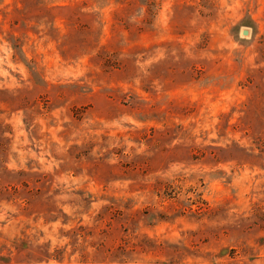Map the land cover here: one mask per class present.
Here are the masks:
<instances>
[{
    "label": "rangeland",
    "instance_id": "374dc122",
    "mask_svg": "<svg viewBox=\"0 0 264 264\" xmlns=\"http://www.w3.org/2000/svg\"><path fill=\"white\" fill-rule=\"evenodd\" d=\"M0 264H264V0H0Z\"/></svg>",
    "mask_w": 264,
    "mask_h": 264
}]
</instances>
